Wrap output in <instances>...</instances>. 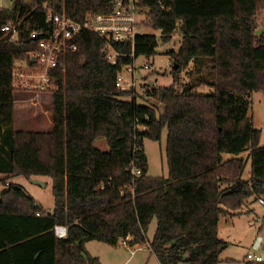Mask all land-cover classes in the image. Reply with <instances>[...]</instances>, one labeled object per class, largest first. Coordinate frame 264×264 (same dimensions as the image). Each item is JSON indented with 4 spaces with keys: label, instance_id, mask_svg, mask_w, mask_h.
Instances as JSON below:
<instances>
[{
    "label": "trees",
    "instance_id": "obj_1",
    "mask_svg": "<svg viewBox=\"0 0 264 264\" xmlns=\"http://www.w3.org/2000/svg\"><path fill=\"white\" fill-rule=\"evenodd\" d=\"M111 3L11 0L0 7V173L50 176L54 199L52 209H44L7 177L0 179L8 184L0 192V264H102L85 243L115 245L126 236L129 245L147 242L161 264H217L228 246L218 236L221 216L247 213L248 199L264 196V144L248 114L251 92L264 91V30L254 32L264 0H137L150 9L141 25L159 35L138 32L133 44L113 40L119 55L111 63L104 38L82 30L78 48L62 54L50 71L51 130L14 128L19 89L12 68L18 61L36 65L29 54L40 32L53 29L45 6L81 20L108 11ZM5 24L16 27L15 40L1 30ZM175 31L179 46L167 53L176 65L173 82L147 93L162 104L157 113L156 106L118 90L115 78L134 57L155 55ZM197 57L211 58L212 92L176 86L177 72ZM164 127L168 176H150L143 139L159 140ZM99 138L107 150L95 146ZM244 149L246 159H223L224 152ZM132 165L139 174L131 173ZM57 224L66 226V236H56Z\"/></svg>",
    "mask_w": 264,
    "mask_h": 264
},
{
    "label": "rangeland",
    "instance_id": "obj_2",
    "mask_svg": "<svg viewBox=\"0 0 264 264\" xmlns=\"http://www.w3.org/2000/svg\"><path fill=\"white\" fill-rule=\"evenodd\" d=\"M11 0H0V7H10ZM264 30V10L259 9L255 14L254 32L256 35ZM139 32L155 33L159 35L158 30L149 29L139 25ZM180 43V34L175 31L171 41L168 43L159 42L156 48V54L147 58V56H138L131 64L133 71L122 69L123 75L127 78H134L133 85L122 91L127 95H136L138 103H149L157 107L156 112L160 113L163 109L161 103L149 97L147 94L153 88H159L169 85L173 82V71L176 65H173L171 55H168L170 49L176 50ZM25 65V62L18 61L16 65ZM144 64H149V68H144ZM210 57H197L192 59L186 68L177 72L176 86L183 89L184 87H193L194 91L207 93L212 92L214 87L211 85ZM19 89L14 93L19 101H16V119L14 128L16 130H37L44 128L45 121L43 111L40 108L47 105L50 108L48 96H51L53 84H50L43 91L29 90L17 85ZM28 96L33 97L27 99ZM39 96H45L40 98ZM25 97V98H24ZM249 116L253 124L260 129V145L264 144V91H253L250 96ZM46 111V108H45ZM46 111V116L48 115ZM166 138L167 129L164 127L159 140L148 137L143 139V149L147 158V174L150 176H168V167L166 159ZM95 146L101 150H107L108 146L103 138L94 142ZM249 149L233 154L224 152L223 159L239 157L246 159ZM250 170V162L246 161L244 176ZM7 177V183H12L24 189L32 195L37 203H40L44 209L49 210L53 207L54 199L52 195V181L50 176H31L24 175L6 176L0 173V179ZM40 181V182H39ZM42 182V183H41ZM0 181V192L7 188L8 184ZM264 197V196H262ZM243 209H251L247 213L239 216L225 214L221 216L218 224V236L228 242V246L223 249L219 255V264H240L245 260L248 251L260 254L264 259V206L253 197L248 199V203ZM156 227V219L153 218L146 229V236L151 239ZM135 251L132 253V250ZM139 247V248H138ZM85 248L89 254L97 256L102 264H161L153 251L146 243L136 245H122L119 241L113 245L101 240H90L85 243ZM229 258L228 262L224 259ZM224 260V261H223ZM179 264H187L180 262Z\"/></svg>",
    "mask_w": 264,
    "mask_h": 264
},
{
    "label": "built area",
    "instance_id": "obj_3",
    "mask_svg": "<svg viewBox=\"0 0 264 264\" xmlns=\"http://www.w3.org/2000/svg\"><path fill=\"white\" fill-rule=\"evenodd\" d=\"M45 7L46 20L53 25V29L40 32L43 37L38 40L35 52L29 54L30 59L34 58L33 62L36 65L31 66L25 62V65L15 64L12 68V76L17 85L38 92L43 91L50 84V71L62 63L60 56L78 48L76 36L79 32L86 30L104 38L103 51L107 59L111 63H115L119 52L113 48L111 42L113 40L129 41L133 44L134 37L139 32V25L145 21L146 13L150 11L149 8L139 7L137 0H112L108 11L89 12L81 20H75L48 6ZM1 30L10 35V40L16 39L17 29L15 26L5 24ZM32 36L35 37L36 32H32ZM131 56L134 57L133 52H131ZM135 59L134 57L132 63ZM132 63L123 65L117 72L115 85L118 90H124L133 85L132 72L128 78L122 72V69H126L130 75L129 71H133ZM149 67V64H144V68ZM131 173L136 175L140 173V170L132 165ZM127 190H131V187ZM258 201L264 206V197H259ZM54 232L57 237H64L67 234V228L65 225L57 224L54 226ZM129 238L130 236H126L119 239V242L127 246ZM245 259L263 260L260 254L252 251L246 253Z\"/></svg>",
    "mask_w": 264,
    "mask_h": 264
},
{
    "label": "crops",
    "instance_id": "obj_4",
    "mask_svg": "<svg viewBox=\"0 0 264 264\" xmlns=\"http://www.w3.org/2000/svg\"><path fill=\"white\" fill-rule=\"evenodd\" d=\"M40 98H43V97H45V96H39ZM21 97L19 96L18 98H17V100L19 101V99H20ZM25 98V97H24ZM28 98H30V100H32V98L33 97H31V96H28L27 97V99ZM16 97L14 96V114L16 113L15 111H16ZM48 103H49V106H50V108L49 109H47V105L45 106V108H46V111H48L47 113H48V115L46 116V111H45V108L42 106L41 107V105H40V108L42 109L41 111H43V114H44V118H45V121L43 122V126H44V128L43 127H41L42 129H37V130H40V131H50L51 130V127H52V121H51V96H48ZM16 121V119L14 118L13 119V124L15 125V123L17 124V122H15ZM249 173V172H248ZM248 173H247V175H248ZM246 175V176H247ZM50 209H52V208H50ZM49 209V210H50ZM137 247H135L133 250H132V253L135 251V249H136ZM225 260V262H228V260H229V258H226V259H224ZM223 260V261H224ZM221 261V260H220ZM220 262H218L217 264H219ZM241 264V263H240Z\"/></svg>",
    "mask_w": 264,
    "mask_h": 264
},
{
    "label": "water",
    "instance_id": "obj_5",
    "mask_svg": "<svg viewBox=\"0 0 264 264\" xmlns=\"http://www.w3.org/2000/svg\"><path fill=\"white\" fill-rule=\"evenodd\" d=\"M32 61L34 60V58L32 57V59H31ZM176 67V66H175ZM40 182V181H39ZM42 183V182H41Z\"/></svg>",
    "mask_w": 264,
    "mask_h": 264
}]
</instances>
